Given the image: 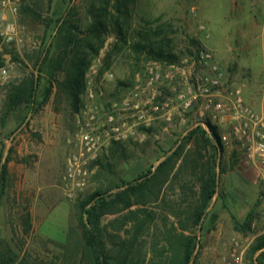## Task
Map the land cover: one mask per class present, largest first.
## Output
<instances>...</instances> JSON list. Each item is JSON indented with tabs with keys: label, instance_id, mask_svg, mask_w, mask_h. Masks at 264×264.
I'll return each instance as SVG.
<instances>
[{
	"label": "rangeland",
	"instance_id": "374dc122",
	"mask_svg": "<svg viewBox=\"0 0 264 264\" xmlns=\"http://www.w3.org/2000/svg\"><path fill=\"white\" fill-rule=\"evenodd\" d=\"M4 19L15 31L0 36V264H96L80 224L91 195L107 203L106 264H182L188 240L189 264H264V249L250 252L264 235L260 168L235 143L216 145L198 104L182 106L204 50L243 95L263 96L264 0H20ZM87 131L96 147L70 195L65 158Z\"/></svg>",
	"mask_w": 264,
	"mask_h": 264
},
{
	"label": "built area",
	"instance_id": "2783aa9c",
	"mask_svg": "<svg viewBox=\"0 0 264 264\" xmlns=\"http://www.w3.org/2000/svg\"><path fill=\"white\" fill-rule=\"evenodd\" d=\"M19 6L20 0H0V36L7 42L11 41L15 26L6 22L4 16H16ZM5 75V68H0V76ZM188 75L192 89H189L188 97L182 96L183 108L198 104L201 118L227 129V134L220 135L219 142L223 145L235 143L237 149L260 168L264 177V108L256 110L246 102L242 88L228 83L214 55L208 50L199 52L191 61ZM89 119L94 120L95 114L92 113ZM112 121L113 118L109 117L107 123ZM201 126L212 137L208 122H202ZM112 129L115 130L114 127ZM81 139L83 146L65 158L63 182L70 195L85 182L87 153L96 147L91 132L87 131Z\"/></svg>",
	"mask_w": 264,
	"mask_h": 264
},
{
	"label": "trees",
	"instance_id": "16d2710c",
	"mask_svg": "<svg viewBox=\"0 0 264 264\" xmlns=\"http://www.w3.org/2000/svg\"><path fill=\"white\" fill-rule=\"evenodd\" d=\"M125 1V0H124ZM98 25L102 26L101 22H98ZM140 50L146 51L148 54L152 55L155 59L157 60H163L167 58H170L171 56H165L162 52L160 51H154L153 49H147L146 46H138ZM83 62L79 61V66L76 69V74L74 75L73 81L71 86L69 87V90L71 92V95L74 99H77L79 90L78 88L80 87V80L83 75L82 71V66ZM49 93V90H46V94ZM46 96H44L42 101H45ZM209 131L212 135L213 140L216 142V145L219 144V138L216 133V128L215 126H212L208 123ZM5 165H2V169L0 171V180L3 181L4 179V172H5ZM210 183L206 182V186L202 190V197L204 199V205H206L207 201H209L213 195V191L210 190ZM95 196L91 195L87 200H85L82 204V211L85 215V217L82 218L81 220V234L82 238L88 247L93 261L96 264H106L103 262L102 259V254L98 242V230H99V224L101 221V218L106 214L105 206H107V203L104 202V199L101 197L97 199L98 201L97 204L93 203L95 200ZM234 228L236 230H242L244 227L247 226V224L244 222L243 224H239L235 219H234ZM264 249V235L257 238L255 241L254 245L252 246L250 252L251 254H255L261 250ZM183 250V255H182V264H189L191 256L193 254L194 246L190 240L186 244L182 246Z\"/></svg>",
	"mask_w": 264,
	"mask_h": 264
},
{
	"label": "crops",
	"instance_id": "0c3cea01",
	"mask_svg": "<svg viewBox=\"0 0 264 264\" xmlns=\"http://www.w3.org/2000/svg\"><path fill=\"white\" fill-rule=\"evenodd\" d=\"M248 67L249 66L246 65V66H244V69H246V71H247L248 70ZM262 73H264V72H262ZM261 90L263 91V96L259 98L252 91H248V90L245 89V91H244V98H245V100L248 103H251L253 101V104H254L255 103L254 100H256V102H257V100L259 99L258 101H260V105L261 106L264 105L263 104L264 103V87ZM236 151L238 152L239 150L236 149ZM240 154L244 155L241 151H240ZM223 182H243V181H241L238 177H235V180L234 181H233V179L231 180V179L227 178V180H224Z\"/></svg>",
	"mask_w": 264,
	"mask_h": 264
}]
</instances>
